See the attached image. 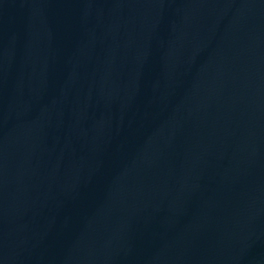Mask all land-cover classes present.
<instances>
[{"label": "water", "instance_id": "1", "mask_svg": "<svg viewBox=\"0 0 264 264\" xmlns=\"http://www.w3.org/2000/svg\"><path fill=\"white\" fill-rule=\"evenodd\" d=\"M0 264H264V0H0Z\"/></svg>", "mask_w": 264, "mask_h": 264}]
</instances>
